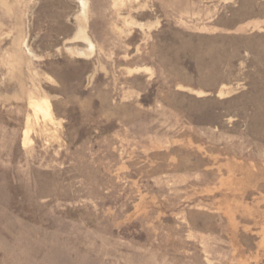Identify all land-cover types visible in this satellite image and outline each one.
<instances>
[{"label": "rangeland", "instance_id": "rangeland-1", "mask_svg": "<svg viewBox=\"0 0 264 264\" xmlns=\"http://www.w3.org/2000/svg\"><path fill=\"white\" fill-rule=\"evenodd\" d=\"M0 264H264V0H0Z\"/></svg>", "mask_w": 264, "mask_h": 264}]
</instances>
